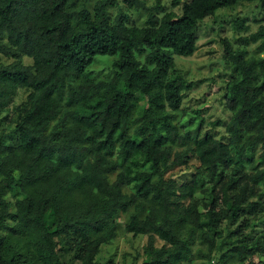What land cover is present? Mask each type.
Segmentation results:
<instances>
[{
	"label": "clouds",
	"instance_id": "9594fccd",
	"mask_svg": "<svg viewBox=\"0 0 264 264\" xmlns=\"http://www.w3.org/2000/svg\"><path fill=\"white\" fill-rule=\"evenodd\" d=\"M0 264H264V0H0Z\"/></svg>",
	"mask_w": 264,
	"mask_h": 264
}]
</instances>
